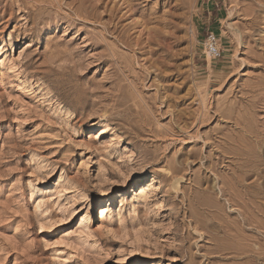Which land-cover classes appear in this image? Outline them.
<instances>
[{
    "label": "rangeland",
    "instance_id": "1",
    "mask_svg": "<svg viewBox=\"0 0 264 264\" xmlns=\"http://www.w3.org/2000/svg\"><path fill=\"white\" fill-rule=\"evenodd\" d=\"M261 1L0 0V264L262 263Z\"/></svg>",
    "mask_w": 264,
    "mask_h": 264
},
{
    "label": "bare ground",
    "instance_id": "2",
    "mask_svg": "<svg viewBox=\"0 0 264 264\" xmlns=\"http://www.w3.org/2000/svg\"><path fill=\"white\" fill-rule=\"evenodd\" d=\"M258 2H262L261 0H257ZM121 3V2H120ZM128 3V2H127ZM106 4V3H105ZM119 4V3H118ZM122 4V3H121ZM114 5V4H113ZM120 5V4H119ZM130 8V7H129ZM113 9V8H112ZM115 9V8H114ZM130 10V9H129ZM128 10V11H129ZM127 11V10H126ZM127 13V12H126ZM176 184L178 183V179L176 180V181H174ZM229 195V194H228ZM240 200V199H239ZM255 206V205H254ZM253 206V207H254ZM249 207V206H248ZM231 208H232V206H231ZM255 210V209H254ZM240 214H241V216H242V220H243V222H248V220H249V217L251 216V213L250 212H247V211H243L242 213L240 212ZM242 225V224H241ZM240 225V226H241ZM252 225V224H251ZM254 226H256L257 227V229L258 230H260V231H262L263 233H264V226H262L259 222H257L256 221V224L254 225ZM256 227H255V229H256ZM240 228V227H239ZM241 228H242V226H241ZM240 228V229H241ZM239 231V230H238ZM243 231V230H242ZM259 231V232H260ZM237 232V231H236ZM246 232V231H245ZM227 233V232H226ZM242 233V232H241ZM247 233V232H246ZM233 235V234H232ZM238 235V234H237ZM244 235V234H243ZM231 236V235H230ZM236 236V235H235ZM242 236V235H241ZM245 236V235H244ZM255 236V235H254ZM238 237V236H237ZM251 238V237H250ZM247 239V238H246ZM234 240H236V239H234ZM239 240V239H238ZM250 241V240H249ZM252 241V240H251ZM254 241H255V243H256V245H257V247L255 248V246L253 247V246H251L250 244H237L238 245V251L239 250H241V251H239L238 253L239 254H247L246 255V257H247V259H249V257H250V259L251 258H254V259H256V260H261L262 261V263L261 264H264V256H262L261 254H263L262 252L264 251V246L259 242V240L258 239H256V237H255V239H254ZM253 241V242H254ZM241 242V241H240ZM250 243V242H249ZM234 248V247H233ZM232 249V248H231ZM245 256V255H244ZM239 258V257H238ZM241 258V257H240Z\"/></svg>",
    "mask_w": 264,
    "mask_h": 264
},
{
    "label": "built area",
    "instance_id": "3",
    "mask_svg": "<svg viewBox=\"0 0 264 264\" xmlns=\"http://www.w3.org/2000/svg\"><path fill=\"white\" fill-rule=\"evenodd\" d=\"M204 52L213 60H218L222 53L218 36L212 31L207 30L203 41Z\"/></svg>",
    "mask_w": 264,
    "mask_h": 264
}]
</instances>
